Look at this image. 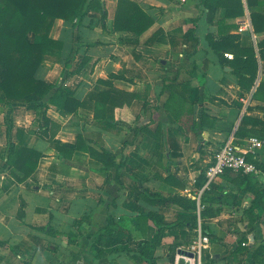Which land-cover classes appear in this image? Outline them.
<instances>
[{
  "label": "crops",
  "instance_id": "crops-1",
  "mask_svg": "<svg viewBox=\"0 0 264 264\" xmlns=\"http://www.w3.org/2000/svg\"><path fill=\"white\" fill-rule=\"evenodd\" d=\"M88 1L100 6L81 23L53 26L63 48L48 51L36 73L53 86L49 94L12 102L0 92V264H264V59L252 19L264 0H242L238 18L212 2V21L204 0H132L155 21L140 36L115 29L119 0ZM190 30L199 45L185 42ZM230 35L237 39L226 47ZM28 41L42 38L29 33ZM235 44L252 48L257 66L236 59ZM56 86L85 106H54ZM113 87L123 92L114 103L103 96ZM174 90L176 115L166 107ZM45 114L60 127L55 144L73 149L81 136V151L67 156L37 135L53 130ZM18 130L25 148L43 154L24 182L9 157ZM227 142L259 173L226 172L206 188L213 151ZM100 148L115 157L109 183L85 151ZM200 235L209 244L199 263L180 250Z\"/></svg>",
  "mask_w": 264,
  "mask_h": 264
},
{
  "label": "trees",
  "instance_id": "trees-1",
  "mask_svg": "<svg viewBox=\"0 0 264 264\" xmlns=\"http://www.w3.org/2000/svg\"><path fill=\"white\" fill-rule=\"evenodd\" d=\"M248 1L250 7H252L253 0ZM212 2L219 3L225 9V18L244 16L242 0H210V2L204 0L203 5L208 10L207 17L209 21H212L217 11V5ZM97 5L99 4L92 1L87 2V0H0V92L12 102H23L26 97L32 94L37 95L39 98L48 95L53 86L39 80L36 77V73L46 60L48 51H61L63 48V43L50 37L55 22L58 19H62L71 22L77 20L81 23L87 15L89 7H96ZM102 14L105 16L107 12L103 10ZM252 19L255 33L259 39L262 58L264 59V41L260 39L261 35L264 34V14L259 11H253ZM154 22L151 15L136 2L119 0L114 14V27L116 30L129 31L140 36L149 30ZM29 33L41 36L42 41L40 43L29 42ZM195 34L196 31L194 30L188 31L185 42L188 43L191 40L195 46L199 45V39L194 37ZM236 39L237 36L235 35L226 36L223 38L222 43L229 47L234 45ZM234 47H236L237 52L236 59H241L247 66H257L255 52L252 48L241 47L239 44H235ZM238 52L247 55L246 60H242L243 56H239ZM220 59L224 63L222 55H220ZM56 88L59 91L52 98V104L57 108L77 113L80 107L85 106L83 101L71 97L58 86ZM122 93L113 87L111 93L103 96H107V99L114 103L116 98L122 96ZM179 95V91L174 90L166 102V107L173 114H175L176 109L180 105ZM133 99H135V96L130 97L129 103ZM43 119L45 125L47 127L51 125L53 130H51V134H48L50 131V128H48L45 134L37 135L56 145L54 139L60 127L51 122L46 117V114ZM243 122H248V119ZM24 133L23 130H18L19 144L11 146L9 155L12 166L22 175L19 176L14 171L11 172L12 176L19 182H24L32 176L38 168L40 159L43 157V154L23 146L22 138ZM31 133L36 134L35 131H31ZM81 141L82 137L79 136L78 143L73 149H65L57 145L56 147L71 157L75 150L81 151ZM85 151L91 155V158H96L97 162L103 164V167L97 169V172L105 177L106 183H109V170L115 164V157L104 148ZM121 167L122 163L116 165L117 174L114 180L122 187L120 181ZM255 204L257 205L258 202ZM157 223L159 224L158 221ZM66 236L71 238L70 235ZM0 245L4 244L0 242ZM237 251H242V249Z\"/></svg>",
  "mask_w": 264,
  "mask_h": 264
},
{
  "label": "built area",
  "instance_id": "built-area-1",
  "mask_svg": "<svg viewBox=\"0 0 264 264\" xmlns=\"http://www.w3.org/2000/svg\"><path fill=\"white\" fill-rule=\"evenodd\" d=\"M243 29L244 27H241L240 30L243 31ZM226 56L230 59L233 58L232 54H226ZM252 144V147L262 146V143L257 139H253ZM226 172H234L243 175H257L259 169L254 162L247 159L246 153L241 152L233 143L227 142L217 151L213 162L204 173L206 178L205 187L209 188L217 178L224 175ZM208 244L209 239L200 235L198 240L191 245L189 251L195 254L199 263L202 260L203 251Z\"/></svg>",
  "mask_w": 264,
  "mask_h": 264
},
{
  "label": "water",
  "instance_id": "water-1",
  "mask_svg": "<svg viewBox=\"0 0 264 264\" xmlns=\"http://www.w3.org/2000/svg\"><path fill=\"white\" fill-rule=\"evenodd\" d=\"M180 254L191 257V258H195V254L187 250H180Z\"/></svg>",
  "mask_w": 264,
  "mask_h": 264
},
{
  "label": "rangeland",
  "instance_id": "rangeland-1",
  "mask_svg": "<svg viewBox=\"0 0 264 264\" xmlns=\"http://www.w3.org/2000/svg\"><path fill=\"white\" fill-rule=\"evenodd\" d=\"M218 149H216L215 151H213V154H212V160L214 159L216 153H217ZM203 259L201 260V262H204V256L202 255Z\"/></svg>",
  "mask_w": 264,
  "mask_h": 264
}]
</instances>
